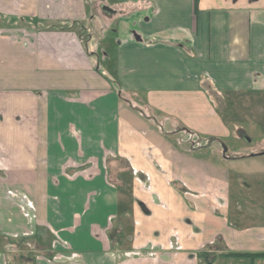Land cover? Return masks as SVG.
Returning a JSON list of instances; mask_svg holds the SVG:
<instances>
[{
    "label": "crops",
    "instance_id": "obj_1",
    "mask_svg": "<svg viewBox=\"0 0 264 264\" xmlns=\"http://www.w3.org/2000/svg\"><path fill=\"white\" fill-rule=\"evenodd\" d=\"M209 91L261 108L264 0H0V264H264V138L217 162L128 103L219 141Z\"/></svg>",
    "mask_w": 264,
    "mask_h": 264
},
{
    "label": "rangeland",
    "instance_id": "obj_2",
    "mask_svg": "<svg viewBox=\"0 0 264 264\" xmlns=\"http://www.w3.org/2000/svg\"><path fill=\"white\" fill-rule=\"evenodd\" d=\"M33 24L37 28L42 27V24H40L38 20L34 19ZM83 24H84V27L87 26V22H84ZM21 26H24V25H21ZM113 28H115L114 24L110 25L109 27H104L103 23L101 25L99 24L98 26L93 25V31H92L93 34L91 35L92 40L91 38H89L90 32H88V36L87 34L82 36L83 46L85 43L89 42L90 40L93 43H95L96 47L94 51L96 55L98 56V58H100L99 64L100 66H102L101 70L105 68L106 71L104 72H107L108 78L110 80H114V77H113L114 74H113V70H111V66L113 67L114 65L115 49H116V44H117L116 37L114 33L112 32ZM209 94L212 97L211 103H213L217 111H219L217 113L219 122H222L225 118V120L227 119V123L229 124L228 125L225 123V126L227 127L228 137L224 138V137H221L220 135L219 141H211L210 139H207L206 137H208V133L201 134L202 138H198L195 140L191 138V135L187 134L179 125H175L173 121L167 118L168 116L167 117L166 116L157 117V113L154 111H151L152 114L154 115L153 116L150 112H148V110L144 106L137 103L138 101H135L136 103H134L133 99H131V101H128V103H130L132 107L136 108L141 113L144 112L142 113L143 115L150 117L152 122L155 123L160 130L167 133L170 136V138H172V140H174L181 147L187 148V149H190L191 147H196L198 150L196 151L195 154L201 157L210 158L217 162L220 161V158L217 155H220L223 153L228 156L230 155V156L236 157L240 155L239 152L235 151L232 154H236V155H232L231 153L228 152V150L229 151L237 150L241 146L247 145L244 142V140L233 138L234 132L235 133L241 132L242 134H244L245 137L251 140L250 145L252 146H254L256 142L264 138V102H261L260 109L257 107H254L253 106L254 100H252L253 95H251L250 99L252 101H250L248 97H244L245 101H240V103H238L237 101H231V102H228L229 105H227V100L230 101L231 97L227 98L223 93L219 95L218 93H212L211 91H209ZM263 97L264 96H261V98ZM190 141L193 142L192 145L190 144L191 147L189 144H187V142H190ZM237 143H240V145L237 146ZM206 145L208 147H206ZM200 147H204V148L201 149ZM223 147H226V151H223ZM208 148H212L213 150H215L216 154L211 155L209 151H207ZM254 159H256L255 161L260 162V166L264 170V155L256 156ZM241 161L242 160H239L238 162L236 161L234 162L235 164L229 163V162L225 164L229 168L230 166L231 168H235L234 165H238L237 167L244 171L246 170V168L242 166L244 162H241ZM248 161L249 160H247L245 163H249ZM236 175H240V170L238 173H236ZM262 178H263L262 181H264V174ZM263 196H264V193H263ZM8 241L3 240V242L0 243V247L4 248V246L11 243L12 245H9V249L17 248V247H14V244H17L18 241L16 240H8ZM22 243L21 245H18V246H22L23 248H25L26 243L23 244L24 246L22 245Z\"/></svg>",
    "mask_w": 264,
    "mask_h": 264
},
{
    "label": "trees",
    "instance_id": "obj_3",
    "mask_svg": "<svg viewBox=\"0 0 264 264\" xmlns=\"http://www.w3.org/2000/svg\"><path fill=\"white\" fill-rule=\"evenodd\" d=\"M248 255H251V256H262L263 254L262 253H251V254H248Z\"/></svg>",
    "mask_w": 264,
    "mask_h": 264
},
{
    "label": "water",
    "instance_id": "obj_4",
    "mask_svg": "<svg viewBox=\"0 0 264 264\" xmlns=\"http://www.w3.org/2000/svg\"><path fill=\"white\" fill-rule=\"evenodd\" d=\"M226 150V147H223V151ZM258 155L264 154V151L257 153ZM253 155V154H252Z\"/></svg>",
    "mask_w": 264,
    "mask_h": 264
},
{
    "label": "built area",
    "instance_id": "obj_5",
    "mask_svg": "<svg viewBox=\"0 0 264 264\" xmlns=\"http://www.w3.org/2000/svg\"><path fill=\"white\" fill-rule=\"evenodd\" d=\"M173 236H175L176 238H178V237H179L177 233H174V235H173Z\"/></svg>",
    "mask_w": 264,
    "mask_h": 264
}]
</instances>
